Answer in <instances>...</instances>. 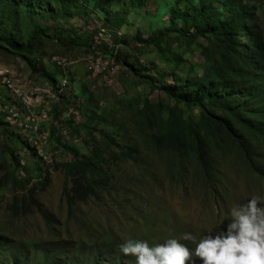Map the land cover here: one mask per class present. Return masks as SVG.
<instances>
[{"label":"rangeland","instance_id":"obj_1","mask_svg":"<svg viewBox=\"0 0 264 264\" xmlns=\"http://www.w3.org/2000/svg\"><path fill=\"white\" fill-rule=\"evenodd\" d=\"M217 1L222 16L249 12L240 49L253 37L264 62V0ZM99 2L0 0V160L9 174L19 162L21 179L0 183V264H136L119 250L129 239L154 246L175 238L194 253L185 233L198 241L226 225L233 206L264 198L263 135L236 122L235 139L210 132L203 162L192 145L178 152L151 138L167 129L165 108L174 101L151 91L148 79L198 77L207 65L200 52L207 41L169 22L174 7L192 3ZM7 82L25 90L36 133L10 119ZM178 106L180 127L198 121L197 107ZM91 149L101 158L84 179L93 191L80 200L72 163ZM31 196L39 208L23 206Z\"/></svg>","mask_w":264,"mask_h":264},{"label":"trees","instance_id":"obj_2","mask_svg":"<svg viewBox=\"0 0 264 264\" xmlns=\"http://www.w3.org/2000/svg\"><path fill=\"white\" fill-rule=\"evenodd\" d=\"M109 1L100 0L99 4ZM142 1L129 0V5L136 6ZM181 1L192 3L191 10L174 7L169 22L173 25L180 20L190 40L204 38L207 41L205 45L200 44V52L207 59V65L204 73L198 77L184 80L172 77V82L164 85L148 79L151 91H157L174 101V104L165 108L169 115L167 129L154 133L151 138L156 147L178 152L192 145L198 160L203 162L207 154L206 135L210 132H222L226 137L235 139L239 134L233 127L236 122L247 131L264 136V62L261 48L253 37L248 38L243 51L240 49V38L248 26L247 10L242 7L231 8L229 16H222L217 0H176L177 4ZM50 81L54 86L55 79L50 78ZM181 103L199 109L198 121H189L186 129L179 126L184 123L178 106ZM144 108L151 111L148 100ZM145 118L155 122L151 114L147 113ZM106 145L109 147V143ZM125 154L132 158L130 152ZM11 158L13 161V156ZM100 158L101 153L91 149L81 159H73L72 165L79 176L78 179L73 176L74 197L84 200L93 191L92 185L84 179ZM14 165L9 174L4 169L5 161L0 160V183L10 175L13 185L20 184L21 179L15 177L20 164L14 161ZM47 181L45 178L42 183ZM29 200L23 206L29 210L32 206L39 208L33 196Z\"/></svg>","mask_w":264,"mask_h":264},{"label":"clouds","instance_id":"obj_3","mask_svg":"<svg viewBox=\"0 0 264 264\" xmlns=\"http://www.w3.org/2000/svg\"><path fill=\"white\" fill-rule=\"evenodd\" d=\"M230 220L220 230L209 231L195 243L194 253L184 243L169 238L150 246L147 241L129 239L119 246L136 264H264V198L253 195L230 209ZM195 257V259H193Z\"/></svg>","mask_w":264,"mask_h":264},{"label":"bare ground","instance_id":"obj_4","mask_svg":"<svg viewBox=\"0 0 264 264\" xmlns=\"http://www.w3.org/2000/svg\"><path fill=\"white\" fill-rule=\"evenodd\" d=\"M61 85L64 87L66 85V81L62 80ZM5 87L9 92L8 96L11 98L13 105L12 110L8 112L10 119L14 122L19 121L23 128L32 132V134L36 133L37 125L31 124L25 118V115H32L33 113L32 109L30 108L29 98L27 97L25 90L14 82H7Z\"/></svg>","mask_w":264,"mask_h":264},{"label":"crops","instance_id":"obj_5","mask_svg":"<svg viewBox=\"0 0 264 264\" xmlns=\"http://www.w3.org/2000/svg\"><path fill=\"white\" fill-rule=\"evenodd\" d=\"M38 96H40V95H37V98H39Z\"/></svg>","mask_w":264,"mask_h":264}]
</instances>
